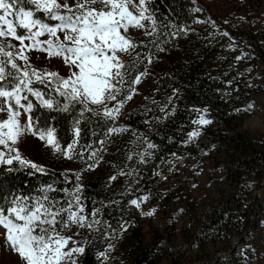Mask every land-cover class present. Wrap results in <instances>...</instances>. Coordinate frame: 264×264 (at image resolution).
<instances>
[{
  "label": "snow or ice",
  "instance_id": "6c2138e0",
  "mask_svg": "<svg viewBox=\"0 0 264 264\" xmlns=\"http://www.w3.org/2000/svg\"><path fill=\"white\" fill-rule=\"evenodd\" d=\"M195 2L192 0L193 4ZM152 4L153 0H0V174L25 169L30 170V176L48 172L44 165L21 153L19 143L29 135L50 147L54 155L79 159L85 164V168L73 173L76 177L73 188L59 190L64 193L63 199L50 196L57 191L53 186L55 181L28 194L4 190L0 195V242L16 257L15 264H79V258L91 243L83 235L84 231L90 235L99 233L103 227L106 239L110 241L115 237L116 229L97 218L100 209L93 207L90 213L85 211L81 172L96 166L99 161L95 158L106 141H96L100 147L95 149L92 143L80 145L81 124L90 123L89 116L105 125L111 122L113 126L106 128L105 137L129 131L125 125L115 126L116 121L124 105L136 94V85L148 74V65L154 58L152 47L156 52H163L162 45L168 40H160L161 35L174 38L187 34V26L170 32L177 26L170 20L167 23L159 20L158 9L154 10ZM191 11L202 12L203 9L195 7ZM208 22L207 19L193 20L195 24ZM211 23L215 26L214 21ZM130 31H141L148 38L147 43L134 42ZM223 35L228 36V33ZM229 47H234V42ZM138 48H148V51H136ZM243 55L235 59L239 61ZM125 56L132 59L126 61ZM141 65L143 71H139ZM176 92L173 89V96ZM171 100L169 97V103ZM166 107L160 108L165 116L169 115ZM252 108L250 103L243 110ZM42 110L72 116V138L66 146H61L56 128L46 119L42 125V117L36 114ZM144 123L150 127L148 120ZM193 123L203 126L212 121L201 114ZM133 133L135 135L134 130ZM187 135L191 140L199 132L194 130ZM136 140L146 145L138 153L140 162L144 163L146 157L152 155L149 150L156 145L143 135L136 136ZM131 158L129 155L128 159ZM60 175L67 182L68 171ZM115 178L112 176L109 180ZM146 199L141 196L128 203L140 210ZM155 211L141 210L140 214L150 217ZM118 227L121 232L126 230L123 223ZM72 228L76 231L68 235ZM246 247L251 248V245ZM114 248L109 242L103 251L95 253L99 264H108ZM240 255L248 261L243 249Z\"/></svg>",
  "mask_w": 264,
  "mask_h": 264
},
{
  "label": "trees",
  "instance_id": "16d2710c",
  "mask_svg": "<svg viewBox=\"0 0 264 264\" xmlns=\"http://www.w3.org/2000/svg\"><path fill=\"white\" fill-rule=\"evenodd\" d=\"M195 7L203 11L192 12L191 9ZM152 8L158 9L157 18L159 20H163L164 23L170 20L177 26L170 32L177 31L181 26H187L189 30L186 35L181 33L174 38L171 35L168 37L161 35L160 40H168V43L162 45L165 48L163 52H156V49L149 45L154 53L153 61L148 65V69L152 72L151 88L156 90L160 97L146 95L147 99L142 98L140 102L133 104L127 110L125 117L119 121V125L127 126L132 134L128 136V139L126 138L127 140L119 137L112 150L106 154L108 164H111L112 168H118L128 160L130 154L122 152L121 146L124 141H129V143L134 141L133 130L135 135H143L156 145L155 148L149 150L152 155L149 158L146 157V162L141 164L143 166L138 179L141 193H144L149 200L159 203L164 213L168 212L167 207L171 204L172 198L170 190L162 189L159 183L163 181L160 171L165 172L164 165L174 157L189 159L193 156H203L212 152L216 146L220 149V156L224 155V158L228 159V170L231 177L252 176L264 186V149L257 151L255 149L256 140L250 139L240 130V124L247 112L243 109L248 106L251 84L244 72L243 64L235 59L236 49L247 52L257 69L262 70L264 47L260 30L245 29L242 26L231 25L230 22L218 21L208 12L202 0H196L195 4L192 0H153ZM200 14L206 15V19L210 22L193 23V20L200 19ZM164 17H167V20H164ZM211 21L215 22V26ZM225 32L228 36L223 35ZM141 40L145 43L148 41L142 32L134 42L139 43ZM233 42L234 47H229ZM136 51L147 52L148 48H138ZM131 59L132 57L126 61ZM143 70L141 65L139 71ZM173 89L177 92L169 103L168 95L173 93ZM165 104L169 108V115L158 121L159 119L156 118L162 115L160 108ZM201 106L208 109L212 123L203 127L195 140H189L187 134L191 131L197 110ZM237 109H242V111H237ZM36 114L42 117V125L46 119L56 128V135L62 147L71 141L72 116L66 113H49L46 110ZM87 119L90 123L82 122L81 124L79 144L92 143L95 149V146L99 145L95 143L96 141L107 140L108 136L105 137V131L111 126V122L105 125L103 121H98L91 116ZM145 120L150 122V127L144 123ZM93 132L96 133L95 136L92 135ZM112 139L113 137L110 138ZM131 147L134 148L133 143ZM145 147L143 143V149ZM79 150L77 148V151ZM87 155L86 151L85 160H87ZM59 160L62 159L59 158ZM65 160L69 161V159ZM81 166L80 163H74L72 166L66 162L52 166L46 165L45 168L48 169L46 174L35 173L30 176L28 175L30 170L27 169L11 174H0V195L4 190H19L28 194L43 184L55 181L53 186L57 191L51 193L50 196L63 199L64 193L59 190L73 188L76 182L73 173L78 172ZM65 170L68 171L67 182H65V177L60 175ZM119 173L114 174L116 178L111 181L106 180V176L102 178L95 174L80 177L85 211L90 213L93 207L100 209L97 218L107 221L111 229H116L112 243L116 242L118 246L127 250L129 264H181L176 255L168 262H163L169 249L176 251L172 246L170 233L164 234L153 230L151 240L146 239L143 223L128 203L130 199L136 197V194L126 188L127 178ZM140 191L137 192L138 195ZM220 202V207L210 210L208 225L211 229L225 228L234 221L236 210L248 211L249 207L245 199L235 191L222 198ZM255 213L254 210V212L251 211V215L246 214L244 224L247 227L252 225ZM190 215L197 218L193 211H190ZM121 223L126 225V230L123 232L118 227ZM111 229H109L110 236H112ZM103 231L104 228L101 227L99 233L92 232L89 235L87 231L83 232L91 243L86 247L85 254L79 258V264H99L95 253L108 243V239L103 236ZM199 239L197 241L201 255L205 256L203 244H200ZM108 264L122 263L116 260Z\"/></svg>",
  "mask_w": 264,
  "mask_h": 264
},
{
  "label": "rangeland",
  "instance_id": "374dc122",
  "mask_svg": "<svg viewBox=\"0 0 264 264\" xmlns=\"http://www.w3.org/2000/svg\"><path fill=\"white\" fill-rule=\"evenodd\" d=\"M202 1L207 6L208 12L218 21H228L231 25L242 26L245 29L260 30L264 47V0ZM199 17L200 20L206 19V15L203 14H200ZM129 35L135 40L139 38L141 31H130ZM228 41V38H226V42ZM236 50L235 54L237 56L242 53L245 54L240 61L251 84L248 105L250 103L253 105V108L246 112L240 124V130L250 139L256 140L255 149L261 151L264 149V62L261 64L262 70L259 71L247 52ZM130 58V56L124 57L125 60ZM151 77L152 72L148 69V74L136 85V94L124 105L122 114L116 121L115 126H120L119 121L125 117L127 110L133 104L140 102L146 95L148 97H160V94L151 88ZM168 97L173 98V93L169 94ZM204 109L207 108L203 106L198 108L199 111H197L194 121H198L201 114L206 119L211 120L208 109L206 112H204ZM165 111L168 112L169 108L166 107ZM163 117H165L164 113L160 114L158 121H161ZM210 124L202 126L199 123H193L190 132L195 130L200 133L203 127ZM111 126L113 125L111 124ZM131 134L132 131L110 134L107 140L105 139L104 151L101 149L99 155L95 158L99 162L94 168L81 172L80 177L95 174V176H101L102 178L106 176L107 180L114 174L123 172L125 175L122 176L127 178L126 188L136 194L135 198L146 196L140 191L141 185L138 179V174L143 166L138 155L143 150V142L135 139L138 135H134L135 143H133L134 141L130 143L124 141L122 143V152H129L132 158L121 164L120 167L112 168L106 157V154L112 150L119 137L128 139ZM111 137H113L112 140H110ZM197 137H193L192 140ZM132 143L134 148L131 147ZM99 147V145L95 146V148ZM19 149L25 157L44 166L68 162L72 166L74 163H80L82 165L79 167L80 170L85 168L79 159L66 161V158L57 157L52 153L50 147L45 146L38 138L30 135L21 140ZM220 155V149L215 146L213 151L206 155L193 156L189 159L174 157L164 165L163 168L166 171H160L163 181L159 183L162 189L171 192L172 201L167 207L168 212H162L159 203L149 200L147 196V199L141 203L140 210L130 205L135 215L143 223L147 240H151L153 230L171 234V243L176 251L169 249L163 258L164 263L176 255L179 257L181 264H264V186L260 185L252 176L244 178L231 177L228 170V159L224 158V155ZM59 158L62 160H59ZM129 172L132 174L128 175ZM138 191H140V195L137 194ZM234 191L245 199L246 204L249 205L248 211L236 210L232 223L220 230L211 229L208 225L210 210L220 207L222 198ZM152 209L156 211L150 217L140 214L141 210L148 212ZM254 210L256 211L255 219L252 220V225L247 227L244 224L245 216L246 214L251 215V211L254 212ZM190 211L195 212L197 218L190 215ZM200 227H202V230H200ZM74 231L76 229L72 228L71 232L67 234L71 235ZM198 239L201 241L200 244H203L205 256L201 255ZM109 242L112 243V239L108 240ZM112 244L115 248L109 254L111 257L109 262L120 260L122 264H129L127 250L118 246L119 244L117 245L116 242ZM246 245H251V248H247ZM105 247L98 251H103ZM242 249L245 255L248 256V261H245L244 257L240 255ZM15 262L16 257L8 252L0 242V264H15Z\"/></svg>",
  "mask_w": 264,
  "mask_h": 264
}]
</instances>
